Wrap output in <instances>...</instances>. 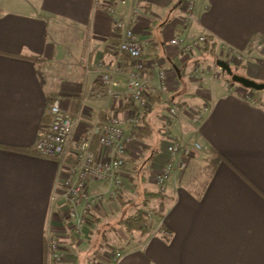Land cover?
Returning <instances> with one entry per match:
<instances>
[{
	"label": "crops",
	"instance_id": "obj_1",
	"mask_svg": "<svg viewBox=\"0 0 264 264\" xmlns=\"http://www.w3.org/2000/svg\"><path fill=\"white\" fill-rule=\"evenodd\" d=\"M116 20L140 38L144 60L154 65L149 77L167 73L179 113L172 117L161 96L153 97L148 128L128 154L126 189L112 197V182H90L106 198L93 226L77 234L58 162L40 156L36 143L55 102L71 116L81 108L76 143L113 114L131 132L137 108L124 94L108 96L102 84L103 69L118 67L123 92L131 71L118 50ZM201 36L213 49L171 45ZM220 42L243 54L241 76L264 83V0H0V264H48L49 235L64 248L63 264H83L100 256L111 234L123 252L114 264H264V91L228 81L217 65L230 62L219 56ZM206 106L196 132L192 114ZM171 140L203 149L145 207V193L158 192L155 175L171 158ZM92 150L99 152L97 138ZM162 207L158 224L153 217L147 232L127 236L123 220Z\"/></svg>",
	"mask_w": 264,
	"mask_h": 264
},
{
	"label": "built area",
	"instance_id": "obj_2",
	"mask_svg": "<svg viewBox=\"0 0 264 264\" xmlns=\"http://www.w3.org/2000/svg\"><path fill=\"white\" fill-rule=\"evenodd\" d=\"M194 10L193 2L186 4L188 17L185 24H189ZM116 27L123 31V38L118 46L119 53L131 59V71L127 74L126 89L118 91L120 82L118 76L121 74L120 68H104L102 72V84L108 96L119 98L122 94L127 101L137 108L132 112L129 119L131 132H126V122L117 114L108 116L104 121H98L91 131L82 136L76 143L75 134L81 118V108L75 116H71L60 105L55 102L48 110L51 118L49 124L41 127L36 143V152L44 157L55 159L59 166V176L64 179V197L70 204L68 218L73 224L74 231L81 234L85 229L90 228L94 223L95 210L103 206L105 193H92L90 182H112L115 191L111 196H118L124 189V169L126 167L127 156L131 147L140 142L139 134L142 130V116L139 111L150 109L151 99L154 96L164 97L169 102V113L175 117L179 110L172 106L173 102L169 98L170 87L168 85V75L165 71L158 72L157 81L149 77L151 69L149 63L144 60L145 47L134 30L125 26L121 20H116ZM207 43V38L201 36L189 42L179 39L171 41L172 46L182 47L187 51L199 50ZM220 57H225L235 65L244 62L242 53L229 48L220 42L216 45ZM224 59V58H220ZM88 70V68H87ZM200 71V70H199ZM85 87L82 93L81 107L86 98ZM139 110V111H138ZM209 107L196 110L192 114V121L199 132V126L204 121ZM97 138L99 152L92 150L94 139ZM202 146L194 144L193 148L184 146L181 143L171 140L168 145V152L171 155L169 162L155 175L158 191L165 192L167 182L175 172H185L194 156V152H201ZM75 161L69 164L70 160ZM147 217L152 219L153 213L146 212ZM123 258V252L114 249L112 259L108 264H114ZM66 259L64 248L56 242L51 235L48 236L47 262L48 264H63Z\"/></svg>",
	"mask_w": 264,
	"mask_h": 264
},
{
	"label": "trees",
	"instance_id": "obj_3",
	"mask_svg": "<svg viewBox=\"0 0 264 264\" xmlns=\"http://www.w3.org/2000/svg\"><path fill=\"white\" fill-rule=\"evenodd\" d=\"M210 45L212 46V49L214 47V43L212 42L211 39H207V43L205 44V48L207 46V48H209L210 50ZM206 48V49H207ZM228 78V81L234 85H238L236 83L233 82L232 78L227 76ZM155 98H152L151 99V102H154ZM160 101H162L161 103H163V105H169V102L168 100H164L162 99L161 97L159 98ZM150 102V103H151ZM151 108V107H150ZM139 111V110H138ZM145 112H140V114L142 115V130L144 129H147L148 126H147V122H146V119H147V116H148V113L150 111V109H147V110H143ZM141 130V131H142ZM140 136V134H139ZM128 158V156H127ZM128 161V159L126 160V162ZM72 164H76L75 161L72 159ZM137 173V172H136ZM135 181V179H132V182ZM162 193L161 192H157L156 194H148L147 192L145 193V198H144V201H143V205L146 207L147 205H149V201L150 199H148V197H151L150 195L152 196H159L161 195ZM154 213V211H152ZM163 212V207L156 210V214L154 213L153 216L155 217V215H158V216H162ZM121 226L122 228L124 229V231L126 232L127 236L129 238L133 237L136 233H142L144 234L145 232H147V230L151 227V219L147 217V214H146V211L145 210H142V209H138L136 210V212L134 214H131L129 217H127L125 220H123L121 222ZM106 235H105V239H106Z\"/></svg>",
	"mask_w": 264,
	"mask_h": 264
},
{
	"label": "rangeland",
	"instance_id": "obj_4",
	"mask_svg": "<svg viewBox=\"0 0 264 264\" xmlns=\"http://www.w3.org/2000/svg\"><path fill=\"white\" fill-rule=\"evenodd\" d=\"M220 61H223L224 59H219ZM225 61V60H224ZM230 66H231V68L233 69V71H234V73L235 74H239V73H241V71L240 70H238L237 68H239V67H241L242 66V64H239V65H235V63H231V62H229L228 63ZM215 66H217V65H215ZM240 76H241V74H239ZM237 86H239V85H237ZM249 90V89H248ZM249 91H252V90H249ZM253 92V91H252ZM263 92V91H262ZM172 120H174V118L172 119ZM196 129V128H195ZM168 136H171L170 134H168L167 135V138H168ZM124 188H125V184H124ZM126 189V188H125ZM102 207V206H101ZM152 211V210H151ZM154 216H152V218H153ZM155 218V219H154ZM153 218V220H155V222H156V224H158V222H160L161 221V217L160 216H158V215H155V217ZM93 224L94 223H92V225H91V227L93 226ZM112 235V234H111ZM109 236V238H110V240H108L107 238H106V241H109V242H107L106 243V247H103V249L101 250V252H100V256L97 258V259H94L95 257L93 256V259H91V260H86V259H83V264H107V263H105V261L106 260H108L109 258L110 259H112V257H113V254H114V249H115V244H113V242H112V237H113V235L112 236ZM115 243V242H114ZM102 246V245H101ZM105 246V245H104ZM68 247V250H72L73 248L76 250V248H75V246H67ZM101 249V248H100ZM70 255H71V253H69ZM93 254V253H92ZM92 254H89V257H91L92 256ZM104 259H105V261H104Z\"/></svg>",
	"mask_w": 264,
	"mask_h": 264
},
{
	"label": "water",
	"instance_id": "obj_5",
	"mask_svg": "<svg viewBox=\"0 0 264 264\" xmlns=\"http://www.w3.org/2000/svg\"><path fill=\"white\" fill-rule=\"evenodd\" d=\"M217 65L225 74L232 78L234 83L241 85L245 89H249L255 92L264 91V83H258L246 77L240 76L239 74H235L228 63L224 61H218Z\"/></svg>",
	"mask_w": 264,
	"mask_h": 264
}]
</instances>
